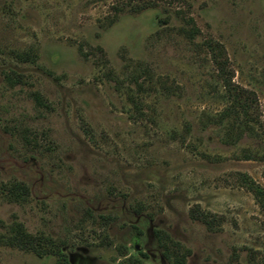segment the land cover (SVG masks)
Masks as SVG:
<instances>
[{
	"label": "rangeland",
	"instance_id": "rangeland-1",
	"mask_svg": "<svg viewBox=\"0 0 264 264\" xmlns=\"http://www.w3.org/2000/svg\"><path fill=\"white\" fill-rule=\"evenodd\" d=\"M125 1L0 0V234L20 223L68 264H264V216L238 181L264 187V0ZM209 38L256 96L234 141L208 120L227 104ZM0 264L59 263L0 245Z\"/></svg>",
	"mask_w": 264,
	"mask_h": 264
},
{
	"label": "trees",
	"instance_id": "trees-1",
	"mask_svg": "<svg viewBox=\"0 0 264 264\" xmlns=\"http://www.w3.org/2000/svg\"><path fill=\"white\" fill-rule=\"evenodd\" d=\"M185 4V0H127L121 3L120 6H118L119 8H115V10L140 12L148 8H156L160 5L172 7ZM178 14L183 16L182 19L186 26L181 28L180 32L190 40L196 37V35L199 34V30L195 26L193 19L191 17H184L181 11H179ZM200 46L209 56L215 68L216 77L220 81L227 99V104L224 109L215 116L209 117L208 120L222 125L227 142L234 141L240 134L242 135L244 132L253 131V125L256 121L254 110H258L256 96L253 92L235 84L233 80L234 72L230 67L226 51L220 43L209 38L204 40ZM35 57L33 52H26L17 56V58L22 61L30 62H34ZM36 101L39 105H44L39 97H36ZM130 101L134 105V108L138 109L139 102L133 101L132 98ZM243 159L255 160L257 156L248 153L243 155ZM262 178L264 181V170L262 172ZM238 181L241 187L252 194L255 203L264 216V187L254 182L245 174H238ZM27 192L28 190L23 184H14L8 188V194L15 202L24 201ZM193 217V219L199 220L205 224L208 229H212L213 220H211L209 216L200 213L195 214ZM0 245L15 248L23 252L33 253L40 258L54 256L58 259L59 264H68L60 246L54 243L53 240L44 236H32L26 232L23 225L20 223H13L9 227L8 234H0ZM176 264H181V262L177 261Z\"/></svg>",
	"mask_w": 264,
	"mask_h": 264
}]
</instances>
